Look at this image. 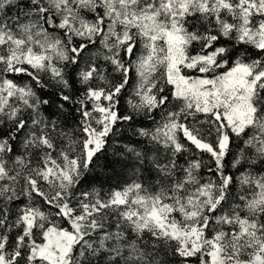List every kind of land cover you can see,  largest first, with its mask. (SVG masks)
Masks as SVG:
<instances>
[{"label": "snow or ice", "instance_id": "obj_1", "mask_svg": "<svg viewBox=\"0 0 264 264\" xmlns=\"http://www.w3.org/2000/svg\"><path fill=\"white\" fill-rule=\"evenodd\" d=\"M0 264H264V0H0Z\"/></svg>", "mask_w": 264, "mask_h": 264}]
</instances>
